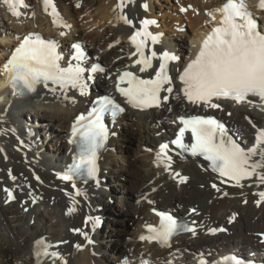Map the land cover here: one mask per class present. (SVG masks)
Here are the masks:
<instances>
[{"label":"bare ground","instance_id":"6f19581e","mask_svg":"<svg viewBox=\"0 0 264 264\" xmlns=\"http://www.w3.org/2000/svg\"><path fill=\"white\" fill-rule=\"evenodd\" d=\"M224 1L167 0L169 5L163 6L153 0L155 7L149 0H54V17L51 7L45 11L43 0H23V5L13 0L19 16L0 0V264H196L200 258L206 264H231L221 260L226 255L244 264H264V200L259 196L264 183L259 175L236 186L190 151H173L170 161L158 158L159 146L175 134L181 117L212 115L229 137L246 147L254 144L257 129H264V101L257 96L241 103L213 97L211 103L219 105L213 108L189 102L182 91L179 77L196 58L202 38L217 24L221 13L215 9ZM258 1L246 4L264 33V11L258 10ZM188 6L192 9L181 11ZM148 17L155 23L147 33L157 42L149 40L152 67L141 72L130 36ZM30 34L55 42L61 67L82 62L86 88L40 83L30 94L17 96L3 66L13 47ZM77 42L85 51L80 61L70 58L71 45ZM164 52L177 57L168 61L173 91H161L155 108L133 107L117 91L120 74L135 72L152 79ZM94 62L103 71L88 79ZM127 86L125 82L120 87ZM100 90L122 102L124 112L107 130L96 178L64 181L58 174L67 170L74 155L71 123ZM129 132L134 133V147L132 156L125 157L121 149ZM259 148L264 145L258 152ZM259 160V154L252 157ZM180 177L187 180L181 183ZM77 191L82 194L75 195ZM192 207L196 212L189 214ZM162 208L192 221L195 234L189 231L166 246L142 241L144 226L155 222V210ZM123 219L126 229L119 226ZM219 227L226 231H210ZM37 241L51 243L61 258L36 262L35 251L41 246Z\"/></svg>","mask_w":264,"mask_h":264},{"label":"snow or ice","instance_id":"6c2138e0","mask_svg":"<svg viewBox=\"0 0 264 264\" xmlns=\"http://www.w3.org/2000/svg\"><path fill=\"white\" fill-rule=\"evenodd\" d=\"M12 10L14 16L20 13L15 10L13 0H4ZM15 3L23 5V0H15ZM45 11L52 8V15L55 17L56 10L52 0H43ZM122 5H118L121 7ZM147 8V5H144ZM259 7L264 9V0H260ZM185 11L186 9H181ZM222 13L220 26L215 27L204 39L200 51L196 58L191 61L180 75L179 79L184 85L182 91L187 100L191 103L203 102L213 108L219 105L211 103L213 97L216 99H231L236 103H241L249 96H257L264 101V33L258 31L257 22L253 14L247 11L246 0H227L222 8L215 9ZM211 15V13H209ZM215 20V16L212 17ZM125 23L131 24L126 17H121ZM53 23H56L54 18ZM145 26L154 21H143ZM63 35V33H61ZM151 36L150 33H144ZM141 33L137 32L130 37L136 46L140 59L135 61L141 65L140 71L144 72L152 67L151 58H145L143 53L144 41L137 42V37ZM153 43L157 42V37L151 36ZM77 50L76 59H83L78 44L73 45ZM136 53H133L135 55ZM157 53L153 52L152 57ZM160 64L155 69V76L152 79H140L132 72L125 71L119 76L116 85L117 91L127 97V102L133 107L159 106L160 93L173 91L172 78L168 75V61L176 60L177 57L164 52L159 56ZM60 56L56 53L55 42L43 40L39 35L30 34L25 36L22 43L17 47L11 58L4 64V70L9 73V80L13 87L17 88L20 94L32 92L37 84L43 83L45 87L48 82L58 85L61 89L66 87L86 88L83 81L85 71L79 65L63 68L59 64ZM92 72L103 71L98 65L93 66ZM91 78V77H89ZM127 83V88L120 87L121 83ZM167 85V87H165ZM55 91V89H53ZM167 100V97H164ZM264 110V109H262ZM123 109L109 96H103L96 102V107L88 114V117L80 116L76 124L73 125V135L79 131L80 151L78 159L74 158L63 174H58L64 181H72L74 177L95 178L98 168L96 165L97 150L103 147L104 140L107 139V129L103 124V116L106 112H111L113 116ZM184 125L175 140L172 141L177 147L184 151H190L193 156L201 155L205 160L210 161L212 171L218 172L221 177H229L236 181V186H240V181L254 174L259 175L261 183H264V173H257V169H264V129H257L256 144L247 149H243L232 140L226 133L224 126L211 117L194 116L188 119L180 118ZM81 121H87L81 123ZM79 125V130L77 128ZM255 127V126H254ZM186 130H190L194 143L189 146L183 143V136ZM168 145L160 146V155L167 156ZM260 156L259 161H252V157ZM170 161L171 157H167ZM179 176V173H176ZM187 177H180L183 183ZM75 188V184L72 185ZM213 187H216L213 185ZM219 190V189H217ZM9 198L12 197L10 190L5 189ZM82 193L77 191L75 195ZM259 196L264 200V192ZM259 203V201H257ZM75 211L69 208L68 214ZM195 211V210H193ZM161 217L158 228L149 227L151 236H141V240L158 241L166 246L170 238L178 230L190 231L195 234L194 228L187 223H178L170 214L158 213ZM218 229H210L215 233ZM223 231V229H219ZM87 237V234H84ZM38 246L42 241L36 242ZM91 243V240H89ZM51 245H43L41 253L38 247L36 255L41 254L59 258L58 253L48 252ZM77 248L80 245L76 246ZM225 261L231 264H244L235 256L226 257ZM203 264V262H201Z\"/></svg>","mask_w":264,"mask_h":264},{"label":"rangeland","instance_id":"374dc122","mask_svg":"<svg viewBox=\"0 0 264 264\" xmlns=\"http://www.w3.org/2000/svg\"><path fill=\"white\" fill-rule=\"evenodd\" d=\"M158 2H159V4L160 5H169L168 3L169 2H167V0H157ZM149 4H150V6H157L154 2H153V0H149ZM169 11H170V9H169ZM135 136H134V133H132V132H129L128 134H127V138H126V140L125 141H123V144H122V155L123 156H125V157H128V156H132V149H133V147H134V138ZM217 191L218 190H216V193H217ZM192 208H195V207H192ZM162 209H164V208H162ZM123 221V223H122V225H119L121 228H124V229H126V220L124 221V219L122 220ZM118 248H120V246L118 247ZM118 248H117V250H118ZM116 250V251H117Z\"/></svg>","mask_w":264,"mask_h":264}]
</instances>
